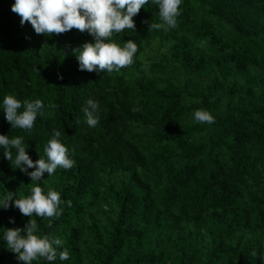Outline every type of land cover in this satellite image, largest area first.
I'll return each mask as SVG.
<instances>
[{"label":"trees","instance_id":"16d2710c","mask_svg":"<svg viewBox=\"0 0 264 264\" xmlns=\"http://www.w3.org/2000/svg\"><path fill=\"white\" fill-rule=\"evenodd\" d=\"M13 3L0 0V134L22 137L36 161L59 131L75 161L31 181L0 148V207L33 186L63 201L51 227L32 219L69 259L32 264H264V0H182L167 32L149 31L161 23L149 0L136 32L111 37L138 45L134 63L111 74L79 70L72 49L91 35H38ZM6 95L43 102L31 131L5 120ZM89 99L100 105L94 128ZM199 109L215 122L197 123ZM28 220L0 208V264H21L3 235Z\"/></svg>","mask_w":264,"mask_h":264},{"label":"clouds","instance_id":"9594fccd","mask_svg":"<svg viewBox=\"0 0 264 264\" xmlns=\"http://www.w3.org/2000/svg\"><path fill=\"white\" fill-rule=\"evenodd\" d=\"M159 8L161 23L148 25L149 31L163 29L165 32L177 26L182 0H152ZM149 0H14L11 11L20 16L21 24L30 23L38 35L59 36L69 31L91 35L94 42H85L82 46L72 49L79 62L80 71L88 72H120L121 69L134 63L138 45L132 39L124 42L123 47L112 42L111 37L125 30L136 32L134 17ZM148 23L147 21H142ZM59 78H63L60 76ZM4 118L12 129L31 131L37 115H43L44 104L41 100L23 103L12 95H6L3 100ZM23 107V111H19ZM100 105L89 99L87 107L83 109L86 123L89 127H96L99 123ZM133 112L138 109L133 108ZM194 120L200 124H213L215 117L207 110L199 109L194 112ZM61 133L55 131L52 138L44 147L45 158L33 161L27 153L22 137L10 138L0 134V148L3 156L15 169L28 175L31 181H40L44 173L51 176L57 168L70 170L75 161L70 158L69 149L60 141ZM16 150L13 159L12 150ZM34 168L29 172L28 169ZM15 192H8L2 201L3 209L15 207L22 216L29 217L23 228H6L3 240L8 251L15 254L21 264H32L40 258L53 262L59 257L61 261L69 259L67 250L57 251L63 245L60 238L39 236L37 220L33 216L52 221L58 219L63 209L60 193L49 188L45 194L40 186H33L31 194L26 198H14ZM14 201V202H13ZM71 206V201L67 202ZM15 223L14 218H9ZM23 233V234H22ZM255 255V253H253Z\"/></svg>","mask_w":264,"mask_h":264}]
</instances>
